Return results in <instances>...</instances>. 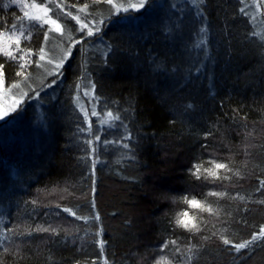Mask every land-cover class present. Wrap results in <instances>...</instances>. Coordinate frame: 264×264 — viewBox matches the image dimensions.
Here are the masks:
<instances>
[{
  "label": "trees",
  "instance_id": "16d2710c",
  "mask_svg": "<svg viewBox=\"0 0 264 264\" xmlns=\"http://www.w3.org/2000/svg\"><path fill=\"white\" fill-rule=\"evenodd\" d=\"M55 1L62 6L55 15L67 28L73 26L67 12L107 14L92 0ZM85 4L89 8L80 12ZM242 7L240 0H206L201 17L193 7L154 1L126 20L120 14L105 19L90 41L100 45L84 41L74 48L51 87L57 98H47L33 114L45 115L43 122L30 125L20 115L0 129L3 264H156L161 256L171 264H264V240L237 253L220 239L241 243L264 226V189L257 191L264 180V41L253 35L257 23ZM21 17L9 0H0V32ZM201 28L207 43L196 47ZM30 32L20 48L30 49L36 61L42 30ZM19 64L0 55L7 83L20 78ZM34 67L29 63L26 74ZM83 80L98 109L120 117L100 137L118 141L130 133L124 140L129 148L96 142V125L87 132L79 124L70 98ZM212 160L232 169L220 170L230 180L211 183L192 175L195 165L209 168ZM210 191L229 196L219 199ZM184 197L206 199L219 213L197 212L201 231L195 235L175 224L178 214L196 211ZM64 207L99 219L76 220ZM49 224L60 234L7 231ZM188 245L196 246L192 253Z\"/></svg>",
  "mask_w": 264,
  "mask_h": 264
},
{
  "label": "snow or ice",
  "instance_id": "6c2138e0",
  "mask_svg": "<svg viewBox=\"0 0 264 264\" xmlns=\"http://www.w3.org/2000/svg\"><path fill=\"white\" fill-rule=\"evenodd\" d=\"M12 4H19L25 9H37L38 12L33 13L29 11L24 12V16L19 18L20 23L19 24H13L11 25V28L0 32V54L7 56L11 60H24V63H20L18 66L21 69V71H18L16 73L17 76L23 77L24 81H27L28 76L30 74L27 73V66L29 63H35L38 66H41L39 64V61L45 60V56L47 53L45 52L44 47H40L38 50V55H39V61H29L26 59L27 56L31 54V50L29 49L28 52L25 53L24 56L17 57L14 55V51L12 50V46L15 45V50L24 52L23 48H20L21 44V39L20 37H25V39L28 38V36L31 35L29 32L28 36H25V28H24V20L27 19L29 22H31V27H36L39 25L40 27H43L44 25H52L50 29L45 31L44 33V39L47 41L49 39L48 32L49 31H54V32H59L62 36L64 35L65 31L67 30L69 33V39L72 40L71 28H67V26H62L60 23L57 22V19H52L48 13L52 11V8L48 7L47 3H45V0H40L39 3L36 2V0H33L32 3H27L26 0H10ZM48 3H53L55 4V0H48ZM206 3V0H190V4L193 6V8L197 11L198 15L203 17V8L202 6ZM240 3L245 4V7H247V4L245 0H240ZM93 5H102V4H107L110 5L111 8L109 9L110 14H115V13H126L128 16H121L119 19L126 20L131 16L132 12H139L140 10H144L145 12L148 10V8L154 6V0H135V2H132V0H127V2H119V0H92ZM253 4L256 7L257 10H259L261 7H264V0H253ZM57 8L62 7L60 4H56ZM172 7H175V5H172ZM89 8L88 4H85L81 9L80 12H85ZM114 10V12H113ZM241 13L244 15H249L245 11V8L242 7L239 9ZM40 13H43L42 15ZM66 16L71 17L72 20H75L77 24L80 25L79 29H76V31L83 32L86 36H96L97 34L100 33V25L104 24L106 21L105 20H98L95 25L90 26V22H85L84 20L81 19L79 15H73L71 12L65 13ZM134 19H138V17H133ZM256 17L255 16H250V21H255ZM2 27V25H0ZM19 32V36L16 35V32ZM201 33V39L200 43L196 45V47H202L207 43L205 37L207 34V29L206 28H201L200 30ZM253 35H259L260 39L264 41V34H258V33H253ZM74 44L81 43V41H73ZM72 54V49L68 48L64 50V55L59 59V61L55 64V68L50 71L48 74L52 76H59L62 75L63 73L61 72V69L64 66L65 61L71 56ZM53 61L51 59L48 60V63L51 64ZM3 65H0V89H3L4 87V73L2 71ZM199 71V69H197ZM56 84V79H53L50 83L46 85V87H52L53 85ZM29 88H31V85H28ZM21 88V83H12L8 87V92H12L13 90L20 89ZM94 88V85H93ZM34 93L35 96L38 98L39 97V92L36 91L35 89H31ZM92 90L91 89H86L84 91L85 96L92 95ZM19 98L14 100L13 106L9 109H0V121H5L6 118L9 116V112H16L18 106L22 105L24 98L32 99L33 97L29 96L27 91H21L19 94ZM77 104L80 107V110L84 113L85 120L88 121L89 123V131L91 130V121L89 120V110L83 107L82 105L79 104V96H77ZM99 113L96 111L95 107L93 106L91 109V116H98ZM106 119H102L100 121L101 124H108L109 126H112V124L115 121H119L120 117L119 115H114L111 111L105 113ZM83 131V129H82ZM131 134L129 133L126 137H122L118 141H108L105 140L103 143L104 144H119L123 148H129V144L124 143V140H130ZM96 140H99L100 137L96 136ZM88 144H92L93 141L89 140L87 141ZM93 152H95V148H93ZM96 161H93V166L95 165ZM212 166L209 168H204L202 165H195L194 166V171L192 172V175L196 179H203L205 181L215 183L216 181H224V180H230L231 177L227 175H223L220 170H223L224 172H232V169L229 168V166L225 163H219L216 162L215 160H212L209 162ZM239 178H243L240 174L239 171H236L234 173ZM261 189H264V180H259V188L257 191H260ZM208 196H214L219 199H223L225 197L229 196V193L227 191H210ZM232 199H236L237 197H231ZM239 199L243 200V196H239ZM183 202L189 206L190 210H196L193 212V215H189V211H184L180 214L177 215V218L175 220V224L177 227H181L185 229L186 231L192 233L195 235L196 233L201 231L200 228V223L197 220V212H207L210 215H219V213L211 207L210 204L206 202V199L204 201L197 200L195 197L189 199L188 197L183 198ZM38 202L36 200L32 201V204H37ZM260 203H264V200H261ZM94 206V202H93ZM59 208L60 206L57 205ZM63 212L68 213L70 216L74 217L76 220H83L87 222L89 219H99V215L97 214L94 217H89V216H80L77 214L76 211H74L71 208L64 207L62 209ZM58 216L59 213H56ZM19 226H17L18 228ZM8 232H13L18 235H31L32 232H46L50 233L51 235H59L60 234V229L53 227L51 224H49L47 227H44L42 225H37L35 228L28 227L26 228L23 232L17 231V229H7ZM215 234V233H214ZM7 238V237H5ZM204 239H208V237H204ZM220 239L222 240L224 245H230V251L234 249L237 253H239L242 249H247L251 245H253L256 241L258 240H264V226H262L259 229V232L254 234L250 240L241 242V243H236L233 244L232 241H230L227 237L221 236ZM171 244L176 245L177 241L173 240L170 241ZM2 244V242H0ZM164 247H167V244L164 245ZM195 245H188L186 246L187 252L192 253L193 249L195 248ZM101 250H103V245L101 243ZM9 251L7 248H4V252ZM176 251L179 252L180 248L177 247ZM194 256L189 255L188 256V261L191 262L193 260ZM0 264H3L2 260H0ZM106 264V262H105ZM156 264H171V261L164 256H161L159 260L156 261Z\"/></svg>",
  "mask_w": 264,
  "mask_h": 264
},
{
  "label": "rangeland",
  "instance_id": "374dc122",
  "mask_svg": "<svg viewBox=\"0 0 264 264\" xmlns=\"http://www.w3.org/2000/svg\"><path fill=\"white\" fill-rule=\"evenodd\" d=\"M154 1L159 2L161 0H154ZM26 2L30 4L33 2V0H26ZM119 2H125L126 3L127 0H119ZM132 2H135V0H132ZM245 2L247 4V7H245V4H242V5L245 8V10H248V12L250 14L249 17L250 16L256 17L255 21L257 24H256L255 28H256L257 33L258 34H264V7H261L259 10H257L253 4V0H245ZM9 3L12 4L10 2V0H9ZM37 3H39V2H37ZM45 3H47L48 7L52 8V11L49 12L48 15L52 19H57V22L60 23L62 26H64L63 22L60 21L59 18L55 15L56 9H57L56 4H58V2L55 1V4H53V3H48V0H45ZM172 3H174V4L177 3V5L183 4V5H186L189 7H193L190 4V0H172ZM103 5H104L103 9H101L100 13L104 12L107 14H105V16L100 17V18H93V16H90L92 14L86 15V16L82 13H79V14L78 13H72V14L73 15H79L81 17V19L84 20L85 22H90V26L95 25L98 20H102V19L112 20L113 18H115L116 15H119V14H120V16H128V14L123 13V12L110 14L109 9L111 8V6L107 5V4H103ZM12 6H15L20 11V14L22 16H24L25 11H29V12H33V13L38 12L37 9H25L22 6H20L19 4H12ZM113 12H114V10H113ZM40 14L42 15L43 13H40ZM24 21H25V23H24L25 36H28V34L30 32V28H31V22H29L27 19H25ZM72 24L75 28H73ZM71 26H72V32H71L72 40L69 39V33L66 30L63 36L59 32L49 31L48 32L49 39L47 41H45V39H44V33H45V31L50 29L52 27V25H50V24L44 25L43 27H40L39 25L36 26L37 28L42 30V32H41L42 33V42L40 44V47H44L45 52L47 53V55L45 56V60L39 61V55L37 54V57H36L37 60L36 61H39V64L41 66H38L37 64L34 63L35 64V67L33 68L34 70L33 71L30 70V73H29L30 75L28 76L27 81H24L23 77H20V78L16 79V81H14V82L7 83L5 78H4V81H5L4 87H3V89H0V109L11 108L13 106L14 100L19 98L18 94L21 91H27L29 96H31L33 98L32 99L24 98L22 105L18 106L16 112L10 111L9 116L6 118V122L0 121V129L1 128L6 129L7 124H12L15 120H17L20 117V115H24V118H27V119H24V118L23 119L28 120V122H30V125H34L33 123L39 122V120H41V122H39V123H42L43 120L41 118L42 117L46 118L45 115L42 117H39L38 115H33V114L37 109H43V107L46 106L47 98L51 99V100H55V98H57V95H56L57 89L54 91V87L53 88L46 87V85L48 83H50L53 79L58 80L59 76L54 77L52 75H49L48 73L55 68V64L64 55L65 49L71 48L72 52H73V50L76 46H78L79 44L83 45L84 41H86V43H88L92 40V38L95 37V36H86L83 32L76 31V29L80 28V25L77 24L75 20L71 19ZM2 30H7V29H2ZM16 35L17 36L20 35L18 31L16 32ZM24 38L25 37H20L21 40H23ZM76 40L81 41V43L74 44L73 41H76ZM90 44L100 45L101 43L97 39L95 42H92V43L90 42ZM12 50L14 51V55H16L17 57L25 55V52H19V51L15 50V45L12 46ZM0 55H2V54H0ZM2 56H4V55H2ZM4 57H7V56H4ZM26 59L31 61L30 55L27 56ZM49 59H51L53 61L51 64L48 63ZM16 61H18L20 63L25 62L24 60H19V59ZM17 82L21 83V88L13 90L12 92H8L7 89L9 87V85L12 83H17ZM28 85H31V88H29ZM57 85L58 84H56V86ZM31 89H35L36 91L39 92L38 98L35 96V93ZM51 89H52V91H51ZM86 89H91L93 94L89 95V96H85L84 91ZM77 96H79V104L89 110V120L91 121V129L96 125V127L98 129L97 131L101 132L99 134L96 133L97 136L100 137L102 133L106 136V128L108 127V124L106 126V124L100 123V121L102 119H106L105 113H102L98 109L92 86L86 80L78 81L75 84V86L73 88V96L70 98V100H71V107L70 108L73 109V112L75 113L76 117L81 120V122L79 124H82L84 126V129L88 132L89 131V123L87 120H85L84 113L80 110V107L77 104ZM93 106L95 107L96 111L99 113L98 116H91V109ZM31 122H33V123H31ZM105 136H103V137H105ZM105 140H106V138L102 139L100 137V139L96 140V142L97 141L104 142ZM50 194L51 195H53V194L57 195L58 192L57 191H51ZM58 200L59 199H57V198L51 199V201L54 203L58 202Z\"/></svg>",
  "mask_w": 264,
  "mask_h": 264
}]
</instances>
